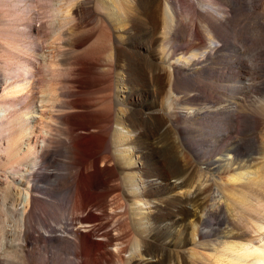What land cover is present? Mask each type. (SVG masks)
Masks as SVG:
<instances>
[{"label": "bare ground", "instance_id": "obj_1", "mask_svg": "<svg viewBox=\"0 0 264 264\" xmlns=\"http://www.w3.org/2000/svg\"><path fill=\"white\" fill-rule=\"evenodd\" d=\"M188 1L190 7L207 6L213 12L205 9L200 15L208 23L201 33L206 49L191 50L184 56L187 51L177 43L183 17L179 0H0V264H34L28 246L43 241H52L59 249L70 247L78 264H187L186 254H201L196 249L185 250L187 245L207 249L206 232L199 225L212 212L208 209L212 195L208 198V184L201 178L206 170L194 176L186 150L192 148L187 137L193 135L185 128L193 124L196 110L180 112L175 95L180 70L191 68L198 55L213 56L220 49L225 37L222 29L234 16L235 4L234 0H194L195 5ZM238 1L242 34L255 45L258 56L256 62L248 57L244 67H258V84L264 90V0ZM40 9H44V20L37 24ZM88 17L96 27L84 36L82 24ZM24 20L26 27L20 28ZM45 41L54 44L51 49L44 48ZM84 43L87 46L74 53ZM229 51L227 56L235 60L234 50ZM128 59L134 60L135 66L128 65ZM86 61L105 73L109 94L92 105L95 114L64 115V110L83 105L79 98L66 102L62 96L65 83L77 80L71 77L76 71L70 66ZM235 68L240 70L238 64ZM253 85L243 82L238 89L249 90ZM145 95L150 99H143ZM255 100L264 114V92ZM229 105L231 113L240 108L235 100ZM181 117H188L186 126H180ZM223 118H216L219 125L213 124L207 135L225 129ZM262 120L256 121L262 131L260 139L253 138L251 143L259 155L256 169L225 175L226 185L219 180L224 186H241L243 194L247 191L236 181L256 183L259 170L264 179ZM74 128L95 130L78 142ZM56 131L69 142L86 146L84 155L75 147L64 148L72 155L71 168L83 164L87 169H101L80 179L75 175L66 178L69 198L65 216L51 229L41 221L38 230L35 217L49 201L53 187L39 186L35 176L59 147V143L53 144ZM237 152L238 148H232L222 154L216 171L220 165H232ZM107 180L116 184L99 189ZM260 181L258 187L264 185ZM59 184L56 178L52 185L55 189ZM243 194V213L234 209L233 228L231 225L220 237L223 240L216 239L214 255L201 254L204 264H264V203ZM88 205L105 214L115 233L103 231L93 239L85 235L95 217L77 213Z\"/></svg>", "mask_w": 264, "mask_h": 264}, {"label": "rangeland", "instance_id": "obj_2", "mask_svg": "<svg viewBox=\"0 0 264 264\" xmlns=\"http://www.w3.org/2000/svg\"><path fill=\"white\" fill-rule=\"evenodd\" d=\"M49 2L52 3L53 1H49ZM193 2L194 3L192 4L195 5L196 3L194 0ZM179 4H180L179 6L180 12L183 13L180 14L181 16L183 15V17H181V21H182L181 23L182 25L180 24L181 34H179V36L177 37L178 39L177 43L182 47L183 52L187 51L184 54V56H187L191 50L197 49L196 50L197 52L205 50L206 47H204V42L202 41V35L204 34L203 31H205L203 29L205 28V25L207 27L208 23L206 22L207 19L205 18V16H200V15H203V13L201 12H203L205 9H209L212 12L213 10H211L207 6L194 7L191 5L190 7L188 0H179ZM234 4L235 5H233L234 9L232 12L234 13V16H232L231 20L229 19L228 22H225L224 27L222 29V35L223 37L225 36L224 41L225 40L226 41L225 42L223 41L222 42L223 44L219 43L220 49L213 56L202 55L203 56L202 57L201 55L200 56L198 55V58H195L194 60L195 64H193L191 68L185 67L184 69L180 70V74H179L180 77L178 79L179 84H177L178 93L176 92L175 95L177 97L175 103L178 106V110L180 112H190L192 108L196 110V115L193 117L194 119H192L193 124L185 128L186 131H188L193 135L192 138L187 137V141L191 144L192 148L191 149L186 148V150L189 151L190 163L193 162L194 164L193 165L191 163L194 169L193 175L199 177L198 175L200 170L203 171L206 170V172L205 171L203 172L202 175L203 177L201 178L206 180V184H208L207 185V188L209 189L208 198H210V195H212V199H208L209 203L207 202L208 209L212 211L211 212L212 214L210 213L209 214L210 216L208 215L207 216L208 218H206L205 221L201 225H199L200 229L206 232L205 242L209 243L207 249H202L200 247L195 248V246H193L192 244H189L185 247V250L196 249V251H198L199 254L211 253V255H214L212 248H214L215 245L213 244H216L217 240L218 241L223 240L220 237L226 235V231L229 230V227L231 225H232L231 227L233 228L232 218L237 214L236 212L239 213L240 210L241 213L243 211L244 200L242 201V197H240L242 196L240 194H243V192L240 191L241 186H237L238 188L229 187L230 185L228 184L227 186H224L225 184L224 178L226 179L228 175L229 176L235 175V173L241 171L242 172L246 170L254 171L259 164V159H257L259 158V155L258 153H255V148L253 147V145L251 146V143L253 138L254 140L259 141L260 133L262 132L260 131L259 129L260 127L257 125V122L258 121L260 122L262 119L264 120L263 118L264 114L261 109L256 107L257 103L255 104L254 102L256 101L255 99L257 98L259 99L261 95H263L264 90L258 84L260 79L258 75L259 74L258 67L256 66L253 67L250 66V68L244 67L248 57H252L254 62H256L258 56L256 55L255 45L253 46V43H251L250 41H248L247 38H245L247 36H245V34H242L243 15L241 14V8L239 7L240 1L234 0ZM192 7L196 8L197 13L193 11ZM43 10L44 9L39 10L38 16L36 15L37 20H35V23L38 24L40 21L44 20ZM82 25L83 26L81 31L83 32L82 34H84V36L87 35L89 32H91L93 28L96 27L95 21L89 17L86 18V20L83 22ZM25 27H26V21L24 20L21 22L20 28H25ZM202 32L203 34H201ZM190 33H193L194 36H191ZM86 43L82 44L79 48H77L74 53L83 50L85 46H87ZM43 45L45 49L47 48L51 49V46L54 44L51 45V43L45 41L43 42ZM229 49L234 50L233 53L236 54L235 55L236 61L234 59L230 60L229 57L227 56L228 54L230 55ZM180 55H182V52L181 54H178V56ZM128 60L130 63V64L128 63V65L135 66L134 60L132 59H128ZM130 60L133 62L132 64ZM173 62L175 61L173 60ZM236 63L240 68L239 70L240 72L237 71L235 68L237 65ZM83 64L80 66L78 65L76 66L75 64L74 67L73 65L70 66L74 70V71L72 70L73 73L76 71V73H74L75 75L72 76L71 74V77L77 80L65 83V88H64L65 94L64 96H62V99L66 102L79 98L83 103V105L81 106V108L79 107L76 109L71 108L64 110L65 111L64 115L76 116L77 113L79 114L81 113L82 115L95 114L96 113L94 112L95 107L92 105L97 101H100L103 98L107 97V95L109 94V91L105 89V86L107 85L106 82H104L106 79L105 73L101 72L99 68L96 67L95 65L90 64L89 61H86V63ZM218 66L221 67L219 68ZM79 67L80 69H78ZM77 71H79L80 73ZM191 73H195V74L190 75ZM256 75L259 78L256 79L255 78ZM248 77H251V80H247ZM250 81L253 82L254 85L249 90L238 89L243 84V82L247 83ZM256 81L259 86L255 84ZM233 95L235 99L231 97ZM143 99L149 100L150 97L145 95L143 96ZM229 99L231 101L235 100L240 107L238 110L234 111L235 113L230 112V109L232 107H230L231 105H229L231 102ZM247 106L251 107L252 109H249ZM253 107L257 109L255 110L253 109ZM242 117H244V119ZM216 118H221V119L223 118V120L225 121V129L220 132L219 131L214 132L213 136L207 135V130L211 129L213 124L215 126L219 125L220 122H218ZM187 119L188 117H181L182 122L180 123V126L183 127L184 125L183 123H185L184 126H186L188 124ZM94 130L95 128H87V129L74 128V130L72 131H73V135L75 134L77 141L79 142V140H82L81 138L83 136L89 134L90 132H93ZM56 133L57 134L54 136L53 144L58 145L59 143V147L53 153L54 155L53 154L51 155L50 157L51 159H49L46 163L40 165V168L37 169L36 171L37 173L35 176V179L38 180L37 184H39V186L47 185L46 187L50 189L53 187L51 189L52 192L48 193L49 201L45 204V206H43V208L38 212V214L35 217L34 224L35 223L38 224V225L35 224L36 225L35 228L38 230H41V227L39 226V223L41 221L44 222L45 226H47V229H51L57 227L56 223L58 222V220L65 216L67 212V205L69 198V187H68V181L67 180L65 181L66 178H71L73 175H75V177L80 179L87 174H91L94 171H98L99 169H101V168L87 169L84 168L83 164L76 165L78 168L77 167L71 168L70 165L73 160L72 155L71 153H67L64 148L75 147L74 150L78 152V154L84 155V153H86L85 150L86 146L78 144L76 140L75 143L69 142L66 135L60 134L58 131H56ZM181 147L184 148V146ZM232 148H236V149L238 148L237 158L235 157V155H233V158L235 160L233 161L232 165H228L229 167L220 165V167L217 168L216 171V166L218 164L217 161L222 159V154H226L227 150ZM250 157L255 158V160L253 159L251 160ZM222 172H224V175H222L223 174ZM257 172H259L257 176H255L254 174H251L250 176L252 177L255 176L254 180L255 182L257 181L256 182L257 184L260 180H262L260 181V183L263 182L262 184H264V179H261L260 176L261 175L260 170ZM37 174L39 175L37 176ZM218 174L220 175L219 179H217ZM221 177H223V179ZM56 178H59L60 184L54 189V185L52 184L54 180H56ZM257 179L260 180L258 181ZM209 180L213 183H211ZM219 180L223 181L224 184H222V182H220ZM243 180L244 179H241V181L240 180L236 181L239 182L236 184L242 185L241 189L244 192L247 191L246 193H244L246 194L247 199L250 198L251 201L258 200L264 203V194L262 193L264 191L263 188L264 185L259 184L260 187H258V185L254 183V181L246 182L244 184ZM215 183L217 184V186ZM233 183L235 184V182ZM115 184H116L115 180H107L101 183L100 186L99 185L98 186L99 189L100 188L106 189L113 187ZM209 186L212 187L211 190ZM251 186L254 187L252 188ZM261 186L263 189H261L260 191ZM236 189L239 190L236 191ZM37 194L41 195L40 193ZM220 195L222 196L220 197ZM107 197H108L107 199H110L109 198L110 196ZM217 205H220V208L218 207L216 209ZM234 209L235 210L237 209L236 212H233L235 211ZM77 214L93 215L95 217V219L92 221V224L90 225V231L87 233L85 232V235H88L92 239L96 238L95 234L101 233L103 231H108L110 233L114 232L111 226L107 225L106 222L108 219L106 218L105 214L100 210L96 209L95 206L88 205L86 206V208H84L83 211L78 212ZM247 217L249 218V215ZM91 229L93 232L91 231ZM33 234L35 235L36 232L34 231ZM122 239L125 240L126 238L123 237ZM54 244L55 243H52V241H43L36 244V246L33 248L28 246V248L31 249L30 251H31V256L33 258V263L34 264H78L79 263L78 258H76L73 255L70 247L59 249ZM175 255L176 254L174 253L173 256L175 257ZM200 255L190 256L186 254V257H188L186 259L187 264H204L205 263L203 261L204 257ZM190 257L193 258L189 259ZM0 258H2L1 253H0ZM95 264H104V263L96 262Z\"/></svg>", "mask_w": 264, "mask_h": 264}]
</instances>
